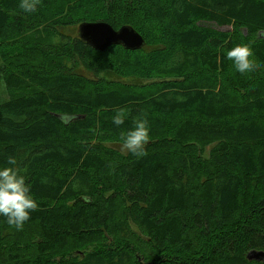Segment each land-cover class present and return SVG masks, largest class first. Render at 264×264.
Here are the masks:
<instances>
[{
	"label": "trees",
	"instance_id": "obj_1",
	"mask_svg": "<svg viewBox=\"0 0 264 264\" xmlns=\"http://www.w3.org/2000/svg\"><path fill=\"white\" fill-rule=\"evenodd\" d=\"M20 2L0 0V169L38 207L22 230L0 216V264H264L245 257L264 251V0ZM98 20L143 46L57 31ZM141 118L146 155L115 148Z\"/></svg>",
	"mask_w": 264,
	"mask_h": 264
},
{
	"label": "clouds",
	"instance_id": "obj_2",
	"mask_svg": "<svg viewBox=\"0 0 264 264\" xmlns=\"http://www.w3.org/2000/svg\"><path fill=\"white\" fill-rule=\"evenodd\" d=\"M41 0H21L19 7L25 12H35ZM226 57L233 62L235 69L241 73L254 72L260 67L253 57L248 45L236 44L227 51ZM124 113L117 112L112 118L117 126L124 123ZM121 150L130 152L137 157L146 155L145 146L149 142L148 121L137 119L132 129L120 135ZM8 164L12 167L0 169V216L6 217L7 224L22 230L23 225L30 219V212L38 207L30 194V188L18 167L16 160L9 157Z\"/></svg>",
	"mask_w": 264,
	"mask_h": 264
},
{
	"label": "water",
	"instance_id": "obj_3",
	"mask_svg": "<svg viewBox=\"0 0 264 264\" xmlns=\"http://www.w3.org/2000/svg\"><path fill=\"white\" fill-rule=\"evenodd\" d=\"M79 39L95 50H103L109 45H121L125 49H137L143 46L142 37L130 26L122 25L117 29L102 21H82L76 27ZM247 260L264 261V251L250 250Z\"/></svg>",
	"mask_w": 264,
	"mask_h": 264
},
{
	"label": "rangeland",
	"instance_id": "obj_4",
	"mask_svg": "<svg viewBox=\"0 0 264 264\" xmlns=\"http://www.w3.org/2000/svg\"><path fill=\"white\" fill-rule=\"evenodd\" d=\"M62 26V25H61ZM63 29H61V28H57V31H62L63 30V32L65 31V30H69V32L71 33V35L70 36H75L76 35V25H74V26H70V25H68V26H66L65 28H64V26L62 27ZM38 33H39V35L40 34H43L41 31H40V28H38V31H37ZM101 76H104V77H106V78H110L111 77V79L113 78V79H116V77H114L113 75H111V74H109V73H107V72H103L102 73V75ZM120 81H125V82H129L130 81V78H126V79H120ZM6 95H7V92H6V90L4 89V87L2 86V84L0 83V101L1 100H3V99H5L6 98ZM108 146H111V145H108ZM115 148H117V149H119L120 151H122L121 150V146H117V145H113ZM206 152V151H205ZM205 154V153H204Z\"/></svg>",
	"mask_w": 264,
	"mask_h": 264
}]
</instances>
